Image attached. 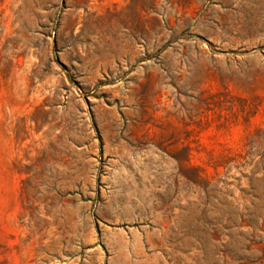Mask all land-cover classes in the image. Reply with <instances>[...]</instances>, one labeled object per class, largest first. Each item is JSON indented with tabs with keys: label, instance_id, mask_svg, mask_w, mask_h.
Wrapping results in <instances>:
<instances>
[{
	"label": "rangeland",
	"instance_id": "rangeland-1",
	"mask_svg": "<svg viewBox=\"0 0 264 264\" xmlns=\"http://www.w3.org/2000/svg\"><path fill=\"white\" fill-rule=\"evenodd\" d=\"M0 264H264V0H0Z\"/></svg>",
	"mask_w": 264,
	"mask_h": 264
}]
</instances>
